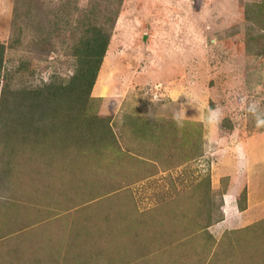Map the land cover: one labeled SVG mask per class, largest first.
Masks as SVG:
<instances>
[{"label":"rangeland","instance_id":"obj_1","mask_svg":"<svg viewBox=\"0 0 264 264\" xmlns=\"http://www.w3.org/2000/svg\"><path fill=\"white\" fill-rule=\"evenodd\" d=\"M2 84L0 264H263L264 0H0Z\"/></svg>","mask_w":264,"mask_h":264},{"label":"trees","instance_id":"obj_2","mask_svg":"<svg viewBox=\"0 0 264 264\" xmlns=\"http://www.w3.org/2000/svg\"><path fill=\"white\" fill-rule=\"evenodd\" d=\"M86 28L88 29L87 34H82L78 40L79 43L78 54L80 56V61L82 63V68L78 76H79V80L85 85V91H86L85 94H87L88 96L90 92V88L92 87L96 74L99 70L102 57L104 56L106 46L108 43L109 34L106 32H102L99 29H96L91 24H88ZM6 88L7 85H3V84L0 87V106L3 105L2 103L3 101L1 97L5 96V101L8 100L7 103H11L12 99L10 98V96L11 95L12 97L16 96L14 90L8 91ZM40 91L41 89H39L38 92L35 91V89H33L29 93L20 92L22 93L21 95L22 98H25L24 102L23 99L21 103L19 102L18 107L20 108L21 112H24V110H26L27 108L31 109L32 107V110L34 111L33 114H36L35 110H38L39 117L41 119L42 117H46V113H48L47 108H49L53 100L51 99L50 95H47L48 97H43L42 100L38 99L37 97L41 95ZM27 98L29 102L27 101ZM13 100H15V98H13ZM11 108H13V106ZM7 113H8V109H7ZM27 123L28 122L25 121V124Z\"/></svg>","mask_w":264,"mask_h":264},{"label":"crops","instance_id":"obj_3","mask_svg":"<svg viewBox=\"0 0 264 264\" xmlns=\"http://www.w3.org/2000/svg\"><path fill=\"white\" fill-rule=\"evenodd\" d=\"M194 118H195V120H197L198 118L196 117V116H194ZM105 129L106 128H104L102 131H104V132H106L107 131V129H106V131H105ZM113 138V137H112ZM16 139H18V138H16ZM117 139V138H116ZM116 144V141H113L112 142V145H115ZM15 157H16V155L14 156L13 155V153H11L10 154V161H13V163L15 162ZM12 165H15V163L14 164H10L9 165V168L12 166ZM0 166H1V164H0ZM262 167H263V165H262ZM11 168H13V166L11 167ZM15 170H17V169H15ZM14 170V171H15ZM13 171V172H14ZM19 172H21L22 174H23V176H24V178H22V179H25V181H27L26 179L27 178H30L29 177V172L28 171H25V170H22V169H19ZM13 174V173H12ZM12 174H10L9 175V177H11V175ZM248 174H249V171H248ZM241 182V181H240ZM242 183H244V181H242ZM245 185V184H244ZM264 185H262V187H263ZM126 187V186H125ZM124 187V185H123V187L122 188H118V189H114L113 191H108V192H106L105 194L108 196V195H110V194H114L113 196H117L121 191H125L126 190V188ZM262 187L259 189L261 192L262 191H264V189H262ZM59 191H60V189H59ZM30 191H29V189L27 188L26 189V193H29ZM122 193V196H124L125 197V192H121ZM55 195H58V194H55ZM233 198V197H232ZM121 199H123V198H121ZM234 199V198H233ZM248 200H249V197H248ZM222 201H223V206H222V211H223V219H221V220H219L218 219V222H217V226H222V227H227V228H233L234 229V233H235V226H237V228H240V230H242V228H245V227H248L249 228V226H251L252 224H254L255 222H257V220L256 219H252V218H249L247 215L248 214H250L251 212H249V213H247L248 212V210L247 209H242V208H239V207H237L238 205H237V203H236V201L235 200H229V198L227 197V196H223L222 197ZM79 205V204H78ZM78 205H76L75 207H74V209H73V211H72V213H71V216H72V214L73 215H75V222L76 221H79L80 220V214H79V212L78 213H75L74 212V210H76V212L78 211V209H79V206ZM27 207V206H26ZM81 207V206H80ZM31 209V208H30ZM226 210V211H225ZM229 213H233V214H240V216H238V217H232V216H230L229 215ZM62 214V213H61ZM71 216H69V217H71ZM228 217H230V218H228ZM62 218H67V217H62ZM232 229V230H233ZM220 231H221V229H220ZM263 249H264V246H263ZM260 254H263V253H261V252H259ZM261 259H263V258H261ZM263 264H264V262H263Z\"/></svg>","mask_w":264,"mask_h":264}]
</instances>
